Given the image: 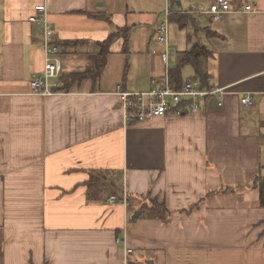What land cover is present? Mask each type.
<instances>
[{
    "label": "crops",
    "instance_id": "crops-1",
    "mask_svg": "<svg viewBox=\"0 0 264 264\" xmlns=\"http://www.w3.org/2000/svg\"><path fill=\"white\" fill-rule=\"evenodd\" d=\"M213 1L0 0V264H123L125 217L131 261L264 264L253 185L264 174V0L218 20ZM167 11L168 54L156 40ZM44 20L59 46L48 96L30 83L46 62ZM194 47L203 77L181 62ZM166 75L228 94L127 122L117 87L148 91Z\"/></svg>",
    "mask_w": 264,
    "mask_h": 264
},
{
    "label": "built area",
    "instance_id": "built-area-1",
    "mask_svg": "<svg viewBox=\"0 0 264 264\" xmlns=\"http://www.w3.org/2000/svg\"><path fill=\"white\" fill-rule=\"evenodd\" d=\"M37 11H44L46 7L44 4L36 6ZM257 12L258 7L254 4L248 3L246 0H240L239 6L236 7L232 0H214L208 10L214 20H218L223 14L227 12ZM170 11H167L166 18L159 23L156 30V40L166 45V54H168L169 41V16ZM31 21L39 22L41 17L32 16ZM42 27L44 29V46L46 51V62L42 71L33 75L30 83L34 94L38 95H54L59 91L58 68L53 60V56L59 53V46L55 44L56 34L51 29L47 20L43 21ZM121 103L124 119L129 122L144 121L156 116L165 115L171 112L181 113L187 109L188 112L196 113L200 108V100L211 95H219L222 100L228 94L226 87H211L205 88L198 78L187 79L180 87H174L169 75L162 81L155 79L153 86L148 91H129L123 89L119 85L116 92ZM242 101L246 105L252 104L250 95L243 97ZM122 204L126 207L129 204L128 194L124 192L122 195ZM119 200L118 194H111L108 202L116 203ZM124 235L117 237V242L123 246V264H139V262L131 261L135 254L134 248L131 246L128 238V221L125 217L124 221Z\"/></svg>",
    "mask_w": 264,
    "mask_h": 264
},
{
    "label": "trees",
    "instance_id": "trees-1",
    "mask_svg": "<svg viewBox=\"0 0 264 264\" xmlns=\"http://www.w3.org/2000/svg\"><path fill=\"white\" fill-rule=\"evenodd\" d=\"M181 16H183V15H177V14L171 15V20H180ZM183 25L184 24H181V26H183ZM209 32H212V31H209ZM114 36L115 35H112L110 37V39L108 40V42L111 39H113ZM108 42L105 43V44H108ZM199 49L201 50L202 48L199 46ZM198 54H199V51L196 49V47H194L191 51H186L184 53V56L182 55L181 62H190V63H192L196 67L197 75L198 76L199 75L202 76L203 70H202L201 66L199 65ZM76 76H79V75H76ZM253 185H254V187L259 189L260 204H261V206L264 207V174H262V173L258 174V176L256 177ZM152 205H153L152 208L154 210H157V211H160V212H165L166 211L165 205L163 203H159L156 199L152 201Z\"/></svg>",
    "mask_w": 264,
    "mask_h": 264
},
{
    "label": "rangeland",
    "instance_id": "rangeland-1",
    "mask_svg": "<svg viewBox=\"0 0 264 264\" xmlns=\"http://www.w3.org/2000/svg\"><path fill=\"white\" fill-rule=\"evenodd\" d=\"M153 10V9H152ZM165 18L163 17V19H161V21H163ZM139 262H140V264H147L146 262H145V259H139Z\"/></svg>",
    "mask_w": 264,
    "mask_h": 264
},
{
    "label": "water",
    "instance_id": "water-1",
    "mask_svg": "<svg viewBox=\"0 0 264 264\" xmlns=\"http://www.w3.org/2000/svg\"><path fill=\"white\" fill-rule=\"evenodd\" d=\"M139 214H140L139 212H136L133 218L138 217Z\"/></svg>",
    "mask_w": 264,
    "mask_h": 264
}]
</instances>
